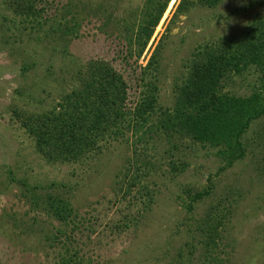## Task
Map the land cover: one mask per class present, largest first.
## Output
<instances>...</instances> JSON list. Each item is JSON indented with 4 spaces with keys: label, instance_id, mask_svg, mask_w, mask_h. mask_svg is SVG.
Here are the masks:
<instances>
[{
    "label": "rangeland",
    "instance_id": "rangeland-1",
    "mask_svg": "<svg viewBox=\"0 0 264 264\" xmlns=\"http://www.w3.org/2000/svg\"><path fill=\"white\" fill-rule=\"evenodd\" d=\"M263 32L264 0H0V264H264L263 76L244 58ZM96 61L127 82L132 112L150 85L175 113L187 78L219 62L234 68L220 97L258 101L229 123L245 129L229 152L159 132L157 115L49 164L20 118L53 111Z\"/></svg>",
    "mask_w": 264,
    "mask_h": 264
},
{
    "label": "trees",
    "instance_id": "trees-1",
    "mask_svg": "<svg viewBox=\"0 0 264 264\" xmlns=\"http://www.w3.org/2000/svg\"><path fill=\"white\" fill-rule=\"evenodd\" d=\"M200 1L213 6L220 0ZM189 4L194 5V2ZM32 8L30 5L28 9L24 6L20 9L32 12ZM164 10L165 6L160 9L159 16ZM248 35L253 41L258 34ZM259 40L263 42L262 44L257 40L263 48L257 46L256 50L255 46L252 48L246 45L244 58L247 65L252 62L261 71L264 87V32L259 35ZM249 55L250 58L247 57ZM256 55L258 58L253 59ZM228 66L234 69L232 64L219 62L218 73H215L212 64L207 73H200L198 78L188 77L186 85L177 93L175 113L166 111L159 114L152 86H147V91L141 94V100L132 112L127 107V82L111 65L96 61L89 74L77 79L75 90L64 95L53 111L27 119L20 118V122L34 141L37 152L49 164L77 163L91 150L98 151L99 140L110 135V132H113L115 138L122 137L125 131L135 129L137 124H147L157 115H160L156 124L159 132L165 131L169 137L184 136L212 147L226 146L229 152L234 148L230 146L234 136L240 138L245 131L240 128L241 125L233 127L229 123L236 119L242 120L244 114L249 111L246 105L256 103L258 98L253 99L251 103V100L246 102L220 97L219 84L225 79ZM259 114H262V111H255L251 118L256 115L258 117ZM48 207L56 220L64 224L69 223L72 211L62 198L50 196ZM61 264L79 262L63 259Z\"/></svg>",
    "mask_w": 264,
    "mask_h": 264
}]
</instances>
